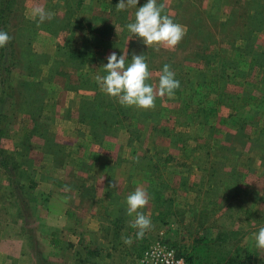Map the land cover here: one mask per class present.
I'll return each instance as SVG.
<instances>
[{"label":"rangeland","instance_id":"obj_1","mask_svg":"<svg viewBox=\"0 0 264 264\" xmlns=\"http://www.w3.org/2000/svg\"><path fill=\"white\" fill-rule=\"evenodd\" d=\"M157 2L184 28L175 49L144 45L127 29L136 8L117 11L119 0H13L0 48V263L61 264L71 250H48L46 184L94 183L104 196L113 171L120 198L137 186L150 197L153 227L129 264L161 231L186 255L203 248L207 264H264L253 235L264 226V0ZM36 8L52 18L40 23ZM77 22L109 24L112 36ZM113 51L129 64L143 54L157 86L170 65L180 88L154 109L121 106L96 81ZM87 103L103 119L95 141Z\"/></svg>","mask_w":264,"mask_h":264},{"label":"clouds","instance_id":"obj_2","mask_svg":"<svg viewBox=\"0 0 264 264\" xmlns=\"http://www.w3.org/2000/svg\"><path fill=\"white\" fill-rule=\"evenodd\" d=\"M139 0H119L117 11H125L136 8L135 21L127 25V29L140 38L147 47L157 46L167 49H175L183 40L185 32L182 25L175 23L168 15L163 14L165 5L158 4L157 0H147L142 7H137ZM34 15L40 23L50 20L52 13L43 8L34 9ZM12 40L8 32L0 30V48L6 47ZM107 63L102 69L105 75H97L96 81L100 90L114 98L124 107H135L142 110L154 109L157 97H172L180 88V82L175 78V73L170 65L165 64L159 75L158 86L147 83L151 78L149 66L143 54H133L131 63H128V53L117 55L115 51L107 56ZM114 181L110 187H116ZM150 202V197L145 188L137 186L126 198V213L133 217L129 226L136 229V239H142L145 233L153 225L151 219L144 214V209ZM256 247L264 250V226L253 234ZM122 241L126 245L133 243L132 237L122 235Z\"/></svg>","mask_w":264,"mask_h":264},{"label":"crops","instance_id":"obj_3","mask_svg":"<svg viewBox=\"0 0 264 264\" xmlns=\"http://www.w3.org/2000/svg\"><path fill=\"white\" fill-rule=\"evenodd\" d=\"M91 167L89 169L94 170L93 164ZM110 172V181H107L106 175L104 177L108 182L104 196L95 191L98 186L94 183L93 186L86 182L84 189L81 185L68 183V186L65 185L68 191L64 193L54 191L56 185L53 182L46 184L50 188L47 190L49 198L47 197L45 202L48 250L55 251L56 245L59 244L71 250L69 257L64 258L61 264H129L132 256L134 259L135 251H140L139 247L144 246L143 242L145 243L149 230L142 240L136 239V229L129 226L133 217H129L126 210H123L128 196L125 200L120 198L118 184L116 187H110L113 183V171ZM131 174L128 173V179ZM126 179L120 183L122 187L133 181ZM90 202L94 205L91 210L85 208V204ZM95 203H103V206L96 207ZM122 235L132 237L133 243L130 246L123 243ZM6 263L11 262L4 261L0 264Z\"/></svg>","mask_w":264,"mask_h":264},{"label":"trees","instance_id":"obj_4","mask_svg":"<svg viewBox=\"0 0 264 264\" xmlns=\"http://www.w3.org/2000/svg\"><path fill=\"white\" fill-rule=\"evenodd\" d=\"M12 3H13V0H0V30L3 27H5L7 16L9 15V13L11 11ZM77 5H79V1H78ZM75 28L79 29L80 31L85 30V31L89 32L92 35H97L102 40H109L110 37L112 36V26L109 25V24H93L91 22H87V23L83 24V23L77 22L75 24ZM80 54L81 53H79L78 55H80ZM81 56H82V54H81ZM1 78H2L1 82H5V77L3 76V74L1 75ZM1 94L2 95L4 94V89H2V93ZM86 105H88V106H86V111H87L86 115H87V117L86 118L84 117V118L86 120V123H88L90 125V127L92 128L91 132H92V136H93V140H94V136H95V132H96L95 130L98 128L97 125L101 124L103 122V119H101V117H99V116L96 118L95 116L97 115V112L94 109V107L93 106H92L93 108L89 107L90 106L89 103H87ZM102 114H103V112H102ZM98 115H100V113ZM164 160H165L164 162H167L170 159L166 158ZM163 217L164 216L162 214L161 215L159 214V217H157V219L158 218L159 219H163ZM138 240H142V239H138ZM198 240H201V243L200 244L197 243V248L202 243L207 242V240H205V239H198ZM203 251H204L203 248H199V250H198V253H199L198 255H200L201 258H198L196 255L195 256L194 255L191 256L190 254L186 255L185 253H183V252L182 253L186 257V260L188 261L189 264H207L204 261V259H203L204 258L203 257ZM89 254L92 255V253H89Z\"/></svg>","mask_w":264,"mask_h":264},{"label":"built area","instance_id":"obj_5","mask_svg":"<svg viewBox=\"0 0 264 264\" xmlns=\"http://www.w3.org/2000/svg\"><path fill=\"white\" fill-rule=\"evenodd\" d=\"M136 264H189L184 254L164 240L161 231L159 237L150 242Z\"/></svg>","mask_w":264,"mask_h":264}]
</instances>
